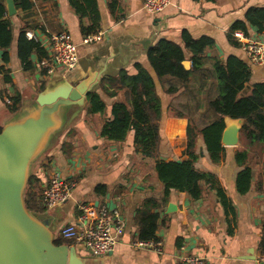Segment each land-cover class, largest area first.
Wrapping results in <instances>:
<instances>
[{"label": "crops", "instance_id": "obj_1", "mask_svg": "<svg viewBox=\"0 0 264 264\" xmlns=\"http://www.w3.org/2000/svg\"><path fill=\"white\" fill-rule=\"evenodd\" d=\"M30 1L33 4L30 11L23 12L16 7L15 15L9 16L7 12V18L12 23L14 41L9 49V63L2 61L3 51L0 50V67H5V71L0 73V111L9 110L6 100L16 94L21 96L18 112L32 107L42 85L46 86L53 78H65L63 70L53 76L47 75L39 67L41 60L37 55L32 56L34 69L23 71L17 53L21 30L37 36L46 54L51 36L65 31L72 36L78 50L79 65L75 74L82 76L89 67L98 70L97 66L104 71L93 92L99 93L105 101L106 112L88 114V100L84 107L74 106L62 134L32 166L31 176L41 180L42 190L55 172L77 182L70 199L45 214L52 219L56 237L61 225L77 221V204L88 201L97 206L107 205L110 209H118L124 220V233L119 237L113 252L106 257L96 258L84 251L78 252L84 257L85 264H177L184 255L203 256L210 264H261L263 255L260 243L264 236V142L259 141L248 150L244 168L252 169V185L248 193L241 194L237 190V176L242 167L238 166L235 159L237 151L244 149L240 139L236 146H223L224 158L216 165L211 162L203 140L198 138L196 153L199 158L196 166L201 171L217 176L234 211H229L227 216L214 191H206L198 201H192L186 193L172 191L161 214V225L157 233L162 251L136 246L139 242L136 210L146 198L160 199L163 185L157 179L155 161L135 151L133 132L123 143L108 141L100 136L104 122L111 118L113 103L123 100L122 93L113 98L108 97L102 92L100 82L118 76L122 70L131 75L136 74V64L142 65L158 80L148 61V49L160 39L183 45L182 33L185 31L195 39L207 36L214 40L215 46L206 51V69L213 68L215 57L226 59L234 55L250 66V85L264 82V66L252 64L243 47H235L228 40L231 26L238 20H244L250 8H264V0H171V5L157 15L148 12L142 0H97L102 27L99 32L103 33V38L92 44L83 42L85 36L81 26L87 25L88 21L79 19L68 0ZM113 1L117 3L118 15L125 16L120 21H116L110 12L109 2ZM0 2L7 6V0ZM14 3L16 5V0ZM257 34L255 29H250V36ZM5 78L10 82L7 83ZM167 82L172 83L168 79L165 84ZM214 82L212 77L193 75L189 86L193 90L196 87L194 94H204L206 90L208 94ZM193 90L188 91V94H193ZM182 91L180 89L177 94ZM213 95L215 97L217 94ZM14 115L9 111L5 121L0 117V127ZM178 119L185 121L182 131L176 132L178 128L169 121L165 132L169 139L183 136L185 132L186 143L177 159L162 156L161 148L162 159L168 161L186 158L184 152L187 148L188 119L186 114L184 118ZM174 133L176 135L173 138L171 134ZM65 142L70 144L67 146V154L62 150ZM98 186L105 187L101 195L95 192ZM169 204L174 205L172 213H167Z\"/></svg>", "mask_w": 264, "mask_h": 264}, {"label": "trees", "instance_id": "obj_2", "mask_svg": "<svg viewBox=\"0 0 264 264\" xmlns=\"http://www.w3.org/2000/svg\"><path fill=\"white\" fill-rule=\"evenodd\" d=\"M71 8L82 21L86 19L87 25L81 26L84 36L93 35L101 30V15L97 0H68ZM199 1V0H197ZM215 2L216 0H206ZM16 7L23 12L30 11L33 4L30 0H16ZM117 3L109 2V9L116 21L125 16L118 15ZM255 29L258 34L264 33V8H250L244 20L236 21L228 34L229 42L235 47L241 43L235 38L236 31H242L249 36L250 29ZM14 41L12 23L7 18V8L0 2V50L3 51L2 61L10 62L9 49ZM183 45L167 39H160L147 51L150 66L154 70L158 82L164 85L168 80L172 81L166 88V95H175L180 89H189L190 77H212L214 83L208 91L207 111L214 118L204 127L197 128L188 119L187 148L184 152L186 158L181 161H168L161 157L162 135L160 122L162 118V99L158 94L154 78L140 64H136V74H129L122 70L116 77L102 79L100 88L108 97H115L122 93L123 100L114 102L111 110V118L107 119L101 129L100 136L108 141L123 143L133 132L135 151L144 158L155 161V172L158 181L163 185V195L146 198L137 208L135 223L138 230L137 239L140 242L159 241L158 229L161 225V214L165 210L172 191L186 193L192 201L200 200L206 191L216 192L227 216L234 209L230 205L224 190L214 173L204 172L197 168L199 155L196 153L198 138L203 140L204 146L212 163L219 165L224 158L225 148L221 140L226 127V118L242 119L244 121L240 131V142L244 149L237 151L236 163L242 170L237 176V190L246 194L252 185V169L244 168L247 164L248 150L257 142H264V82L250 85L252 70L250 66L237 56L230 55L226 59L215 57L212 69L204 67L208 48L215 46L214 40L207 36L195 39L188 32L182 33ZM17 53L23 71L34 69L33 55L42 60L46 57V51L39 42L28 40L24 30H21L17 42ZM190 62V68L186 69L184 62ZM5 67H0V73ZM8 83L10 80L5 78ZM250 86V92L246 88ZM45 85H42L41 91ZM217 88V95L212 97L213 89ZM12 102L8 105L11 113L20 110L21 96L16 94L10 97ZM88 114H104L106 103L99 93L91 92L88 95ZM177 118H184L178 114ZM2 127H0V132ZM70 144L65 142L62 150L67 154ZM41 180L31 176L28 182L25 205L37 214H43L44 208L39 198ZM104 186L96 188V194L103 193ZM42 189V188H41ZM42 191V190H41ZM230 209V210H229ZM229 220V219H228ZM58 238V239H57ZM59 236L55 244L64 243ZM260 251L264 256V236L260 243Z\"/></svg>", "mask_w": 264, "mask_h": 264}, {"label": "water", "instance_id": "obj_3", "mask_svg": "<svg viewBox=\"0 0 264 264\" xmlns=\"http://www.w3.org/2000/svg\"><path fill=\"white\" fill-rule=\"evenodd\" d=\"M6 7L9 16L16 14L14 0H7ZM184 66L189 69L190 62L185 61ZM97 69L89 67L72 82L63 77L49 80L34 105L15 113L2 127L0 264H85L76 247L67 242L55 244L52 219L30 211L24 195L33 164L62 134L70 110L74 106L84 107L88 95L101 80L103 68L97 66ZM225 122L221 143L227 147L236 146L244 121L226 118ZM173 211L174 205L169 204L167 213Z\"/></svg>", "mask_w": 264, "mask_h": 264}, {"label": "built area", "instance_id": "obj_4", "mask_svg": "<svg viewBox=\"0 0 264 264\" xmlns=\"http://www.w3.org/2000/svg\"><path fill=\"white\" fill-rule=\"evenodd\" d=\"M144 8L152 14H160L170 5L171 0H142ZM235 38L241 43L250 62L255 65L264 66V33L256 36H247L242 31L234 33ZM28 40L39 41L33 33H27ZM103 33L98 32L84 37L85 44L101 41ZM47 56L43 58L39 67L46 74L53 76L57 71H73L79 65L77 46L72 36L63 31L54 33L49 40ZM8 105L12 102L7 98ZM77 182L66 179L60 173L55 172L43 187L41 204L46 214L58 206L66 203ZM77 218L75 223L63 226L59 230V237L71 246L84 251L92 257H105L113 252L118 239L124 233V220L118 209H110L107 205H94L92 203H78L76 206ZM136 246L162 251V243L138 242ZM80 247V248H79ZM81 253V252H80ZM264 263V256L260 259ZM177 264H210L205 257L200 255H184Z\"/></svg>", "mask_w": 264, "mask_h": 264}, {"label": "rangeland", "instance_id": "obj_5", "mask_svg": "<svg viewBox=\"0 0 264 264\" xmlns=\"http://www.w3.org/2000/svg\"><path fill=\"white\" fill-rule=\"evenodd\" d=\"M77 69H78V66L73 71L65 72L64 73L65 78L68 81L72 82L76 76L81 77V76L75 74ZM155 83L158 87V92L160 94V97L162 99V104H163L162 105L163 106L162 107V118H161V122H160L161 135H162L161 147L163 150L162 156H165V158H167V159H171V158L177 159V158H179L178 156L182 152L181 151L182 147L186 143L185 132H184L183 136L176 137L175 139H169L166 135L165 128H166L168 122L170 121L172 126H174L175 128H178L176 130V132L177 131L181 132L182 131V125L185 124L184 120L177 118L178 114H180L181 112L186 114V117L188 119H190L192 121V124L197 128H201V127L205 126L207 123H209L214 118V116L211 115L207 111V102H208L207 90L205 91L204 94H201L198 92L196 94H194V90H196V87L193 90L189 86L190 89H187L186 91L183 90L182 93H180V94L166 95V94H164L165 87L168 88L171 83L167 82L165 85H161L157 79L155 80ZM190 90H193V94H191V95L188 94V91H190ZM216 90L217 89H215L214 92L212 91L211 95H213V93H214L213 96H215V94H217ZM8 116H9V110L0 111V117L2 119H4L3 121H5V119L8 118ZM175 135H176L175 133H174V135L171 134V136L173 138ZM136 158H139V157H136ZM41 188L42 187L40 186V190L38 191L39 198H40L41 193H42ZM26 190H27V188H26ZM25 195H26V191H25ZM25 195H24V199H25ZM85 203H88V201H86ZM40 215H42L41 217L45 216V214H40ZM60 227H63V225H61ZM57 236H59V235L57 234ZM78 251L81 252L82 250L78 249Z\"/></svg>", "mask_w": 264, "mask_h": 264}]
</instances>
